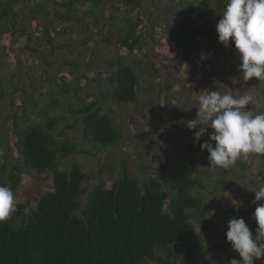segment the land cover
Instances as JSON below:
<instances>
[{
  "label": "rangeland",
  "instance_id": "374dc122",
  "mask_svg": "<svg viewBox=\"0 0 264 264\" xmlns=\"http://www.w3.org/2000/svg\"><path fill=\"white\" fill-rule=\"evenodd\" d=\"M66 1L13 0L9 7L7 3L2 6L10 9L11 13L19 14V30L29 28L37 32L39 37L40 32L46 31V26H56L59 30L55 33V41L60 47L55 48L54 55L49 58L32 51L28 45L34 47V44L19 36L11 39L6 37L1 43L0 85L5 91H1L3 96L0 97V167L7 172L13 165L21 168L22 184L14 192L15 202L34 207L37 198L51 188L50 181L40 180L36 173L25 168L13 142V120L6 123L8 118L20 116L24 110L30 117L38 113L42 118L41 123L47 120L40 111L49 98L45 94L47 89H51L46 81L48 76L54 90H59L60 85L81 86L78 94L68 93L61 98L62 107L57 110V114L65 116L66 122L74 123L75 119L64 109L102 98L104 112L110 114L114 125L122 133V139L117 145L99 148L83 140L80 125H76L73 131L63 128V123L56 126L55 136L70 139L90 151L91 155L72 158L87 174L90 188L99 179L106 181L110 187L124 167L135 177L147 178L161 175L162 169L182 171L193 166L207 183L217 186L219 191L231 189V196L226 199L230 204L222 203L219 207L220 200L214 199L194 220L200 243L197 264H230L232 259L240 260L239 254L233 251L226 240L228 223H220L218 217L227 212L232 217L241 213V218L247 217L246 224L255 235L258 225L253 212L257 205L253 204L255 193L252 190L264 187V175L259 174L260 170L264 172V155L253 153L241 157L231 165L232 173L225 174L204 163L203 154L191 155L186 151L184 141L198 130H189L186 122L197 116L198 105L192 97L201 90L251 95L254 103L249 105V109L254 114L264 112V81L253 78L245 82L237 71L240 61L236 49L231 45L224 47L218 37L212 48L208 40H203L201 51L195 53L183 66L176 67L169 59L172 43L164 24V20L179 23L184 19L185 11L176 0H143L142 7L135 10L134 15L141 22L137 32L146 34L147 44L142 51L134 53L119 49L115 38H112L117 34L119 25L109 29L105 19L97 20L90 13V3L87 1L74 6L71 18L62 20L57 17L53 21L55 16L66 14V7L61 5ZM186 1L194 2L199 11L206 13L217 34L216 25L222 13L218 9L217 0ZM36 4L45 5L48 16L37 14L36 19L32 18V9ZM114 4V0H101L98 9L108 15L116 8ZM118 4H121L120 1ZM65 27L70 28L72 38H65ZM111 33H114L112 37ZM38 48L43 50L46 47ZM49 51L50 47L46 49V52ZM201 53L209 54L208 59L201 60ZM121 56L125 58V64L135 68L141 79L144 93L139 103L119 104L110 98V79L114 77ZM204 61L212 72L207 69ZM233 76L240 78L239 83L233 84ZM213 131L209 128L205 136L211 135ZM142 160L148 169H143ZM102 168L106 172L99 177ZM193 194L206 201L209 198L201 192ZM207 225L218 228L210 231ZM175 250L184 259L183 244L175 245ZM255 264H264V259L256 260Z\"/></svg>",
  "mask_w": 264,
  "mask_h": 264
},
{
  "label": "trees",
  "instance_id": "16d2710c",
  "mask_svg": "<svg viewBox=\"0 0 264 264\" xmlns=\"http://www.w3.org/2000/svg\"><path fill=\"white\" fill-rule=\"evenodd\" d=\"M85 1L90 3V13L97 20L105 19L109 29L119 25L117 34L113 33L112 37L111 33V37L120 50L134 53L145 48L147 37L137 32L141 22L134 15L143 0H118L121 4L114 0L116 8L108 15L98 9L101 0H67L61 4L66 7V14L55 16L53 21L57 17L71 18L74 6ZM12 2L0 1V47L6 37L19 36L34 44V47L28 45L32 51L48 58L53 56L54 49L60 47L55 41V33L59 32L56 26H46L40 37L29 28L19 30V14L2 8L4 3L9 7ZM176 2L185 11L184 19L179 23L164 20V24L172 43L169 59L176 67H181L201 51L203 40H208L212 48L218 35L206 13L199 11L194 2ZM226 2L217 0L220 11H224ZM32 10L34 19L37 14H48L45 5L36 4ZM63 33L66 39L72 38L69 27H65ZM37 46L46 48L42 50ZM231 46L235 48L234 44ZM49 47L50 51L46 52ZM204 63L212 72L206 61ZM46 81L51 89L45 91L49 98L40 112L47 120L41 123L38 113L30 117L24 110L22 115L10 117L6 123L13 120V142L25 168L36 173L40 180L50 181L51 188L37 198L34 207L16 203V211L0 221V264H197L200 243L194 220L214 199L220 200L219 207L222 203L230 204L226 199L231 196V189L219 191L193 166L182 171L162 169L161 175L147 178L135 177L124 167L110 187L99 179L90 188L82 166L72 160L78 155H91L90 151L70 139L55 136L56 126L63 123V128L73 131L80 125L83 140L99 148L117 145L122 133L110 114L104 112L102 98L64 109L75 119L74 123L66 122L65 116L57 114L62 107L61 98L68 93L78 94L81 86L60 85L59 90H54L51 78L47 76ZM110 82L112 100L119 104L139 103L144 93L141 79L133 66L125 64L123 56ZM1 91L5 90L0 85V97L3 96ZM190 136L184 141L186 151L191 155L203 154V162L210 165V153L194 143L193 134ZM209 137H202L200 143ZM238 163L247 167L241 161ZM142 167L148 169L144 160ZM212 168L225 174L233 171L231 166ZM105 172L102 168L98 176ZM259 174L262 176L264 172L260 170ZM21 184L18 165H13L8 172L0 167V185L10 187L14 193ZM193 192L204 193L209 198L206 201ZM231 215L227 212L219 216L218 221L228 223L231 218H241V213ZM243 219L247 221V217ZM217 228L207 225L210 231ZM177 244H183L184 259L175 250Z\"/></svg>",
  "mask_w": 264,
  "mask_h": 264
},
{
  "label": "clouds",
  "instance_id": "9594fccd",
  "mask_svg": "<svg viewBox=\"0 0 264 264\" xmlns=\"http://www.w3.org/2000/svg\"><path fill=\"white\" fill-rule=\"evenodd\" d=\"M216 31L224 47L234 44L240 61L237 66L240 77L245 82L253 78L264 81V0H227ZM208 57L209 54L201 53L200 59ZM231 79L237 84L240 78ZM192 100L198 105L197 116L188 120L186 127L198 128L194 132V143L210 153V167L227 169L241 157L253 153L264 155V112L254 114L249 109L254 103L253 96L201 90ZM209 128L214 131L209 140L201 144ZM252 191L255 193L253 204L257 205L253 217L258 227L254 235L243 218L229 220L226 240L241 257L232 259L230 264H255L256 260L264 259V203H258L264 201V187ZM15 211L12 189L0 185V221Z\"/></svg>",
  "mask_w": 264,
  "mask_h": 264
}]
</instances>
